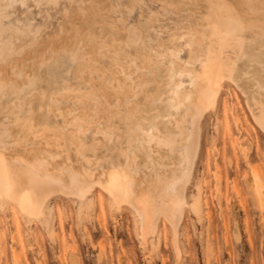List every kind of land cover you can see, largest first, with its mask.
<instances>
[{
	"label": "bare ground",
	"instance_id": "bare-ground-1",
	"mask_svg": "<svg viewBox=\"0 0 264 264\" xmlns=\"http://www.w3.org/2000/svg\"><path fill=\"white\" fill-rule=\"evenodd\" d=\"M224 83L264 132V0H0V205L47 224L57 196L81 217L106 198L144 247L167 223L178 256Z\"/></svg>",
	"mask_w": 264,
	"mask_h": 264
},
{
	"label": "rangeland",
	"instance_id": "rangeland-1",
	"mask_svg": "<svg viewBox=\"0 0 264 264\" xmlns=\"http://www.w3.org/2000/svg\"><path fill=\"white\" fill-rule=\"evenodd\" d=\"M246 103L224 83L217 113L201 123L188 195L199 186L202 212L186 210L178 256L167 223L151 249L141 244L129 210L110 211L106 198L100 204L96 197L81 217L74 200L57 196L47 224L0 205V264H264V202L251 175L253 167L264 175V132ZM262 192L264 198V186Z\"/></svg>",
	"mask_w": 264,
	"mask_h": 264
}]
</instances>
